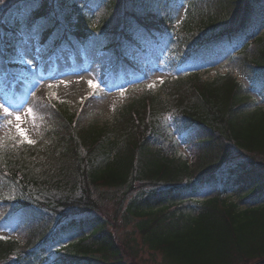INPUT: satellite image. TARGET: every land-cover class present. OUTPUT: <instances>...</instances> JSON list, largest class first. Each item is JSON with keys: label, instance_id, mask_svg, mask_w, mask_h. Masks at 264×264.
Masks as SVG:
<instances>
[{"label": "trees", "instance_id": "trees-1", "mask_svg": "<svg viewBox=\"0 0 264 264\" xmlns=\"http://www.w3.org/2000/svg\"><path fill=\"white\" fill-rule=\"evenodd\" d=\"M176 1L131 0L133 8L128 0H108L96 20L77 0H40L39 6L12 0L10 10L0 12V50L14 58L13 40L40 23L43 44L57 36L55 47L74 40L85 45L94 35H106L107 51L143 71L148 63L130 60L128 51L150 33L159 42L156 34L165 28L157 18ZM186 4L188 18L168 56L175 74L157 91L124 100L108 124L85 123L81 106L72 111L54 99L56 121L44 128L42 140L29 144L16 137L0 149V202L15 204L16 212L46 213L51 223L27 248L0 236V264H129L121 257L129 255L126 247L97 217L95 199L98 194L114 204L119 199L113 193L124 188L125 199L133 195L125 218L137 232L128 243H136L142 256L146 250L152 258L161 255L159 264L264 260V106L253 95L264 101V0ZM222 9L227 14L219 19ZM239 56L238 74L248 79L250 91L231 71L204 82L190 71L221 59L232 66ZM190 130L197 136L193 143ZM182 144L196 148L194 163L180 151ZM214 187L215 197L196 200ZM233 196L238 203L227 202ZM253 196L258 202L240 212V203Z\"/></svg>", "mask_w": 264, "mask_h": 264}, {"label": "rangeland", "instance_id": "rangeland-1", "mask_svg": "<svg viewBox=\"0 0 264 264\" xmlns=\"http://www.w3.org/2000/svg\"><path fill=\"white\" fill-rule=\"evenodd\" d=\"M77 1L79 5H83V9L87 14L90 17H95L96 20L103 17L104 10L108 5V0H100L99 2L91 0ZM130 1L128 0V2ZM183 1L189 0L176 1L173 5L175 7L171 10L173 12V16H171L176 24L185 19L187 6ZM11 2L12 0H7V4L0 7V12L9 9ZM130 5L133 8L137 7L136 4L131 2ZM218 12L219 19L227 14L224 9ZM122 23L123 21L120 24ZM44 27V24L39 23L33 31L25 29L23 39L18 40L17 45L22 53V59L28 66V76L19 75L17 79L12 80L11 75L17 67L9 64L10 62L0 60V149L9 145L16 137L24 138L27 141L32 140L35 143L42 140L41 136L44 128L51 127L56 121H53L56 109L50 103V96L67 101L72 111L79 105L84 104L85 123L94 121L100 124H108L115 117L116 110L124 102V98L139 97L145 90L144 85L152 83L158 86L161 81L175 74V71L171 68V60L168 59L170 49L173 50L176 45L171 36L160 45L149 42L144 44V46H148L150 52L145 59L151 65L148 66L150 68L148 77L143 78L139 74V76H134L133 71L131 72L129 68H125L122 64L119 65L111 52L103 50L107 42L106 35H94L92 41L86 45L87 47L83 48L79 45L70 48L67 44H61V46L53 48V40L45 45L41 43V31ZM262 33L263 31L259 32V34ZM132 52L135 51L132 49ZM138 54L140 53L135 54V56H138ZM170 55L175 57L172 51ZM241 58V56L238 57L232 66H229L225 59L222 63L221 59L218 61L221 65L219 67L215 66L214 69L204 73L205 77L202 81L214 79L216 74H223L226 71L238 74ZM216 64H213L212 61L205 62L202 69L210 68ZM197 68L193 65L189 69L194 72L198 70ZM176 70L178 75L182 74V69L176 67ZM239 80L245 84L246 89L251 90V84L245 78L239 76ZM255 97L258 98L257 95ZM258 102L261 105L260 98H258ZM262 105L264 106V103ZM171 131H173V128H171ZM187 135L189 137L188 141L192 143L197 138L196 132L192 130L188 131ZM176 136L175 138L179 137L178 139H181L179 132H176ZM180 151L191 162H195L196 148L194 145L188 146L187 149L185 144H182ZM217 189L215 187L204 189L198 193L196 199L200 202H206V200L216 195ZM125 190L127 189H122V191ZM122 191L113 193L112 197L117 196L119 199L114 204L102 198L100 199L98 194H95L97 197L94 196V198L99 203L96 208L97 217L107 221V230L114 235L116 242L123 244L129 252V255L123 254L121 256L124 263H161V255L157 254L152 258L150 252L146 250L142 256L141 251L136 249V243H128V239H130L128 236L137 233L133 234L135 230L125 218V208L130 200L129 197L133 195L130 194L125 199ZM117 193L120 195H117ZM254 199L253 196L240 203L239 211L242 212L251 207L254 202H258L257 198ZM227 202L238 203L239 199L233 196ZM261 202H264V196L261 198ZM13 208H15V204L7 207L0 202V236L18 239L20 245L27 248L29 247L27 246L28 242L37 240L40 234L43 235L48 230V227L51 226L50 219L46 217V213L16 212V210H11ZM90 234L91 232H88V236ZM78 240V238L72 239L70 243H77ZM70 243H65V246ZM88 245L90 246V243ZM50 254L52 253L49 251L48 256ZM55 258L52 257L47 262L50 263Z\"/></svg>", "mask_w": 264, "mask_h": 264}, {"label": "snow or ice", "instance_id": "snow-or-ice-1", "mask_svg": "<svg viewBox=\"0 0 264 264\" xmlns=\"http://www.w3.org/2000/svg\"><path fill=\"white\" fill-rule=\"evenodd\" d=\"M32 3L36 6H39L40 0H32ZM6 4H7V0H0V6H5ZM5 111H6V109H5ZM28 143L33 144L35 142L32 140H29Z\"/></svg>", "mask_w": 264, "mask_h": 264}, {"label": "water", "instance_id": "water-1", "mask_svg": "<svg viewBox=\"0 0 264 264\" xmlns=\"http://www.w3.org/2000/svg\"><path fill=\"white\" fill-rule=\"evenodd\" d=\"M255 264H264V260L263 261H260V262H257Z\"/></svg>", "mask_w": 264, "mask_h": 264}]
</instances>
